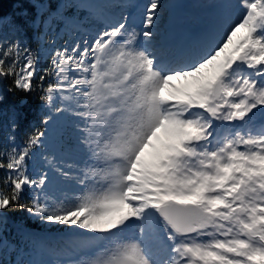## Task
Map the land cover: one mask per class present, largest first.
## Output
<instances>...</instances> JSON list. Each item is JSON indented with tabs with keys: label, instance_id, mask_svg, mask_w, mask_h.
I'll return each mask as SVG.
<instances>
[{
	"label": "snow or ice",
	"instance_id": "snow-or-ice-1",
	"mask_svg": "<svg viewBox=\"0 0 264 264\" xmlns=\"http://www.w3.org/2000/svg\"><path fill=\"white\" fill-rule=\"evenodd\" d=\"M160 7V0L145 5L144 37L154 36ZM238 8L239 21L215 44L175 66L138 47L126 18L90 44L65 41L43 70L21 41L0 44V81L25 93L39 81L51 111L81 120L93 161L74 202L42 200L49 177L27 174L26 158L45 133L23 146L9 137L12 146L0 150V216L18 208L99 234L76 243V258L55 264H264V0H238ZM22 16L17 33L35 25ZM225 122L231 127L218 133ZM70 169L57 171L69 178ZM132 227L135 235L125 237Z\"/></svg>",
	"mask_w": 264,
	"mask_h": 264
},
{
	"label": "rangeland",
	"instance_id": "rangeland-1",
	"mask_svg": "<svg viewBox=\"0 0 264 264\" xmlns=\"http://www.w3.org/2000/svg\"><path fill=\"white\" fill-rule=\"evenodd\" d=\"M136 1L57 0L55 13L64 15L60 22L55 20L56 16L53 14L46 19L43 18V14L47 12L49 0L36 2L37 16L34 27L44 31L39 36L42 50L40 58L44 60L50 56L53 49L61 47L65 41L69 46L83 41H88L90 44L98 33L110 30L112 24L126 18L128 32L137 34L138 47L147 48L158 61L175 66L176 59L215 44L224 34V29L229 24L238 22L242 15V10L238 8V0H160L161 7L158 9V16L152 29L154 36L148 38L142 35L143 14L148 0H141L140 6L134 5ZM68 5L71 9L69 19L65 18ZM1 23L0 21V29ZM189 30L199 34L195 45H188ZM46 33L47 36H45ZM36 35L34 33V36ZM175 38L181 41H178L179 48L174 52L157 47L167 45ZM156 47L157 50L154 49ZM161 49L163 53H160ZM157 52L159 55H156ZM176 83L179 82L176 81ZM41 108L48 113L47 116L51 115L52 119L47 123L45 135L39 144L43 148L31 157L27 174L38 178L43 173H47L49 179L41 192L42 200L47 198L50 202L57 204L74 202L84 190V186L78 182L79 178L93 162L90 153L81 144L79 128L82 122L71 112L57 114L45 104H42ZM223 126L229 125L224 123ZM219 131L218 133H221ZM68 165H71V174L69 178H65L57 171V168L67 169ZM36 191L40 190L36 189ZM5 221L6 218L1 216L0 258L5 255L8 260L9 254L14 253L12 264H20L21 261H27V263L31 261L33 264H39L41 261L55 264L59 260L74 259L76 253L73 250L79 240L84 236L99 235L75 226H63L40 220L44 227H50L51 230L45 232L20 230L17 238L6 227ZM135 232L134 227L129 228L124 236L133 237Z\"/></svg>",
	"mask_w": 264,
	"mask_h": 264
},
{
	"label": "trees",
	"instance_id": "trees-1",
	"mask_svg": "<svg viewBox=\"0 0 264 264\" xmlns=\"http://www.w3.org/2000/svg\"><path fill=\"white\" fill-rule=\"evenodd\" d=\"M43 0H33L35 8L31 7L29 0H0V21L2 22L0 29V44L6 45L12 40H18L23 45L31 48L32 53L36 56H40V45L39 35L43 32L42 29L34 28L32 24H26L22 33H17L14 27V23L20 24L24 22L22 11L27 12V19L29 21L35 20L37 15L36 2ZM49 13L53 12L56 6V0H49ZM49 15L46 12L44 18ZM37 32L38 36H34L33 33ZM3 55V47H0V56ZM40 60V68L46 69L50 63L49 57ZM52 79H48L47 83H52ZM39 81H37L36 90L31 93H25L20 91H9L12 88V84L9 81H0V94L4 96V100L0 101V150L7 149L12 146L13 142L9 137H15V145L23 146L28 136L36 131H43L45 124L43 123L46 118V112L41 108L43 102L40 96L43 94L40 87ZM45 87L47 84L44 85ZM15 125V127H13ZM42 147L40 145L33 148L32 153L26 158V167L30 163L31 156L38 152ZM5 173L0 170V180L3 179ZM33 197L32 189L26 191L24 201L29 202ZM6 217V227L19 236L18 228H27L35 230H47L49 227H44V224L40 222L34 216L29 215L27 211L20 210L18 208L11 209L3 213ZM1 217V216H0ZM18 225L19 227H17ZM13 255V254H11ZM14 257V256H13ZM12 257V258H13ZM11 262L5 260V256L0 258V264Z\"/></svg>",
	"mask_w": 264,
	"mask_h": 264
},
{
	"label": "bare ground",
	"instance_id": "bare-ground-1",
	"mask_svg": "<svg viewBox=\"0 0 264 264\" xmlns=\"http://www.w3.org/2000/svg\"><path fill=\"white\" fill-rule=\"evenodd\" d=\"M172 15H174V14H172ZM176 20V19H175ZM189 28V27H188ZM200 32V31H199ZM189 34H191V33H189ZM184 36H185V34H183ZM188 39H189V37H188ZM150 40V39H149ZM152 40V39H151ZM178 40L177 39H174V41L173 42H177ZM154 49H156V48H154ZM157 50V49H156ZM156 55H159V53L157 52L156 53Z\"/></svg>",
	"mask_w": 264,
	"mask_h": 264
}]
</instances>
